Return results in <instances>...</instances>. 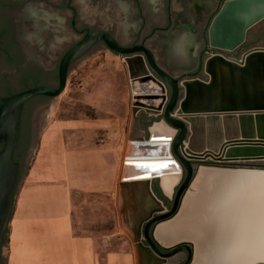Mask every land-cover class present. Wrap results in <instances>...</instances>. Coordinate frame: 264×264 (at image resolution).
I'll use <instances>...</instances> for the list:
<instances>
[{
	"label": "water",
	"instance_id": "95a60500",
	"mask_svg": "<svg viewBox=\"0 0 264 264\" xmlns=\"http://www.w3.org/2000/svg\"><path fill=\"white\" fill-rule=\"evenodd\" d=\"M263 21L264 0H0V264L41 126L34 121L30 140L31 115L63 91L72 62L95 43L123 62L132 110L146 119L125 166L176 169L121 176L125 195L131 183L144 182L147 190L133 240L139 246L142 227L154 257L148 264L178 250L190 264L191 242L164 247L153 230L178 213L199 167L264 170L255 165L264 161V48L253 47L238 64L218 55L202 59L244 47ZM155 122L171 135H151ZM171 174L178 178L165 196L160 181ZM153 185L171 201L168 210Z\"/></svg>",
	"mask_w": 264,
	"mask_h": 264
},
{
	"label": "crops",
	"instance_id": "0c3cea01",
	"mask_svg": "<svg viewBox=\"0 0 264 264\" xmlns=\"http://www.w3.org/2000/svg\"><path fill=\"white\" fill-rule=\"evenodd\" d=\"M263 32L264 21L253 27L245 49L264 48V41L262 44L258 42ZM104 82L101 80L99 83L102 86L99 87L98 100L91 106L94 133H84L81 141L106 142L107 145L63 147L59 154V177H52L51 180L43 178V181L39 180L40 172L43 169L50 170L45 166L50 151L41 153L38 167L21 189V211L13 220L6 264H101V253L106 255L103 257L106 260L104 264L122 261L118 257L121 253H117L114 248L94 244L101 237L99 226H94L99 222V214L98 211L90 209L89 213L85 209L87 197L91 201L94 198L103 199L116 189L120 171L116 161L117 144L121 135L126 136L123 133L116 134L117 128L123 125L119 124L122 115L117 105L121 102L124 109V96L117 99L110 83ZM141 87H145L144 84L136 86ZM138 116L133 118L135 124L139 123ZM141 117L144 118V115L141 114ZM124 126H128V123ZM141 126L137 129L142 130ZM105 127L109 132L96 133V129L100 132ZM60 137L63 141L68 135L63 132ZM76 193L83 197V202L72 201Z\"/></svg>",
	"mask_w": 264,
	"mask_h": 264
},
{
	"label": "rangeland",
	"instance_id": "374dc122",
	"mask_svg": "<svg viewBox=\"0 0 264 264\" xmlns=\"http://www.w3.org/2000/svg\"><path fill=\"white\" fill-rule=\"evenodd\" d=\"M263 41L264 32L258 39L260 44H262ZM123 74V62L120 58L110 54V52L97 45L94 49L85 53L84 56L72 63L67 74L68 80L63 91L59 95L50 98V102L45 109L39 110V115L36 116V118L39 117L40 119H36V122L37 124H41V126H39L40 129L37 136V142L35 143L36 149H34L30 161L28 167L29 170L21 174L17 187V194L15 195L11 211L12 216L9 220L6 240L4 241L1 253V258L4 262L3 264L7 263V257L9 255L8 241L11 239L10 234L12 232L13 220L21 211V189L29 180L33 171L38 167V161L42 158V156H40L42 155L41 153L45 152L44 154H47L46 151H50L49 157L45 160V166L50 168V170L48 169L46 171L45 169L40 168L44 171L40 172L41 179L39 180L43 181V178L50 179L52 177H59L58 173L61 171L59 154L61 149L82 147L85 144L88 146H99V144L107 145L106 142L88 143L81 141L84 133H94L92 130L93 123L91 122L94 118L91 106L95 105L98 100L97 96L99 94V87L102 86L99 84L101 83V80H105L104 83H110L111 88L116 92L115 96L116 98L118 97L117 99L124 96V109L121 107L120 101L117 105L118 109L121 111L119 112L118 110V112L122 115L119 124L123 125H120L117 128L116 134L123 133L126 134V136L121 135V140L117 144L116 161L120 171L118 172L116 189L111 191L108 196L105 195L107 197H104L103 199L94 198V200L91 201L92 199L87 197L85 203L87 206L85 209L88 210L89 213H91L89 211L90 209L98 211L99 214H95L98 215L99 222L98 224H94V226H99L98 231L101 237L98 240H95L94 244L98 246L100 245L101 247H111L114 248L117 253H121L118 257H120L122 261L117 262L116 264H139L140 259L136 250V244L133 240L134 236L131 234V231L132 226L133 228L136 227V223L144 217L143 213L146 212L143 210L145 206L144 200L142 194H139L137 190L138 183H131L133 187L130 185L128 188L129 192L127 191L126 195L124 194L125 189L120 187V183L124 181L121 179L124 172L126 173L124 174L125 176L132 175L134 177L138 175V167L129 166L127 168L124 164V158L132 152H136V148L131 144V141L140 139L141 130L138 129L140 124L143 127L145 126L146 119L145 116L142 118L140 115L138 116L139 123H134L133 118L135 119V113L133 112L131 105L133 100L130 94L129 83L127 84L129 80L127 81L128 77ZM125 123H128V126L125 127ZM77 124L78 126H76ZM63 132H65L68 137H64L65 139L62 141L60 136ZM107 132H109V130L106 127L100 132L96 129V133L104 134ZM188 192L189 194L197 193L193 188H190V191ZM72 201L74 203L76 201L83 202V197L81 195L77 196L76 193L73 195ZM144 253H146L145 248L143 249V257H145ZM100 256V258H102L100 262L101 264H104L106 260L103 257L106 255L101 253Z\"/></svg>",
	"mask_w": 264,
	"mask_h": 264
},
{
	"label": "bare ground",
	"instance_id": "6f19581e",
	"mask_svg": "<svg viewBox=\"0 0 264 264\" xmlns=\"http://www.w3.org/2000/svg\"><path fill=\"white\" fill-rule=\"evenodd\" d=\"M149 132L158 137L170 136L172 133L163 123L156 122L149 127ZM165 168L170 171L176 170L173 165ZM206 168L199 167L188 187V191L192 184L202 189L198 200L185 198L188 191L184 194L178 213L154 227L153 234L157 242L163 246L159 241L164 240L167 242L164 247H167L173 238L180 241L190 238L195 244L197 243L195 249L199 257L196 264L207 254L209 255L210 251L219 257L218 264H225L231 250L234 252V257L230 261L232 264L264 263V170ZM161 170L162 168L156 166H142L138 167V174L145 171L158 173ZM177 178L176 174L161 178L160 188L165 196L169 191L171 193V186ZM137 190L144 197L147 193L144 182L138 183ZM143 200L145 201L144 198ZM132 215L134 216L133 213ZM177 215L180 217H176ZM187 219L193 220L187 221ZM180 223L183 225L177 226ZM196 231L203 232L204 235ZM215 239L219 252L213 248ZM192 246L193 256L194 245ZM144 254V264L154 259L147 250ZM193 259L190 264L193 263Z\"/></svg>",
	"mask_w": 264,
	"mask_h": 264
},
{
	"label": "flooded vegetation",
	"instance_id": "af4514ba",
	"mask_svg": "<svg viewBox=\"0 0 264 264\" xmlns=\"http://www.w3.org/2000/svg\"><path fill=\"white\" fill-rule=\"evenodd\" d=\"M98 45V43H95L94 44V46L89 50V51H91L92 49H94L95 48V46H97ZM246 45V44H245ZM245 49V46L244 47H242V48H240L239 50H238V52L237 53H239V52H241L242 50H244ZM246 50V49H245ZM88 51V52H89ZM87 51L85 52V53H88ZM84 53V54H85ZM84 54L82 55V56H84ZM81 56V57H82ZM80 57V58H81ZM79 58V59H80ZM203 59H204V56H203ZM76 60H78V59H76ZM75 60V61H76ZM75 61H73L72 63H74ZM71 66H72V64H71ZM50 100V98H48L47 99V102L46 103H43V104H40V105H38L35 109H34V111H33V113H32V115H31V121H30V124H31V126H30V140H31V136H32V127L34 126V121L36 120V119H38L39 117H37L36 118V116H38L39 115V110H42V109H45L47 106H48V104H49V101ZM40 119V118H39ZM29 144H30V142H29ZM3 145V144H2ZM29 146V145H28ZM29 149V148H28ZM255 165H262V164H259V162H255ZM198 175V174H197ZM197 177V176H196ZM196 179V178H195ZM195 181V180H194ZM176 183V182H175ZM190 188H193V189H195L196 191H197V193L196 194H189V192L186 194V196H185V198H191V199H196V200H198V195H199V193H201V188H196L195 186H193V184H192V186L190 187ZM152 189L156 192V196L158 197V198H160L161 200H162V203H163V205H164V207H165V211L166 210H168L169 209V207H170V204H171V201L170 200H164V199H162L161 197H160V193H159V191H158V189H156V186L155 185H153L152 186ZM169 194H170V191L168 192V195L167 196H169ZM184 198V199H185ZM182 206H183V203H182ZM180 210H182V207H181V209ZM155 215V213L153 214V216ZM176 217H180V215H177ZM186 219V218H185ZM191 220H193V219H187V221H191ZM145 223V222H144ZM190 223H192V222H190ZM189 223V225H192V224H190ZM164 225V224H163ZM179 225H183V224H178L177 226H179ZM193 226V225H192ZM193 229V228H192ZM141 232H140V239H139V246H136V250H137V252H138V257H139V259H140V261L142 260V262H139L140 264H143V260H144V257H143V249L144 248H148L149 250H150V248H149V246H148V244L145 242V238H144V236H143V234H142V227H141ZM197 232V231H196ZM197 233H199V234H201V235H204V233L203 232H197ZM131 234H133V233H131ZM133 236H134V234H133ZM178 241H180L179 239H174L173 238V240H172V242L170 243V245H172V244H174V243H176V242H178ZM181 241H188V242H191L193 245H194V259H193V263L192 264H196V262L198 261L197 259H198V257L199 256H197V254H196V245H197V243L195 244V242L193 241V240H191L190 238L189 239H187V240H181ZM163 246H165V243H167L166 241H159ZM136 245H137V243H135ZM213 248H214V250H218L217 252H219V247H218V243H217V240L215 239L214 241H213ZM168 250V249H167ZM167 250H163L164 252H167ZM216 253H211V251H210V253H209V255L207 254L204 258H203V260H201V261H199L197 264H218V260H219V257H216V255H215ZM233 257H234V252L231 250L230 251V253L228 254V258H227V261H226V263L225 264H228L230 261H232V259H233ZM187 259H188V256H187V254H186V252L184 251V250H178V251H176V252H174L170 257H167V259H160L159 258V261L156 263V264H184L186 261H187ZM220 261V260H219ZM145 264H148V263H145ZM188 264V263H187ZM229 264H232V262H230Z\"/></svg>",
	"mask_w": 264,
	"mask_h": 264
},
{
	"label": "built area",
	"instance_id": "2783aa9c",
	"mask_svg": "<svg viewBox=\"0 0 264 264\" xmlns=\"http://www.w3.org/2000/svg\"><path fill=\"white\" fill-rule=\"evenodd\" d=\"M253 49V48H250ZM250 49H244L241 52L237 53L238 50L236 51H230V52H224V51H219V50H215V53H208L204 55V59H202V62L204 63L208 58L214 56V55H218L221 56L223 58V60L225 61H229V62H235V63H240L243 61V59L246 57L247 53L249 52Z\"/></svg>",
	"mask_w": 264,
	"mask_h": 264
},
{
	"label": "trees",
	"instance_id": "16d2710c",
	"mask_svg": "<svg viewBox=\"0 0 264 264\" xmlns=\"http://www.w3.org/2000/svg\"><path fill=\"white\" fill-rule=\"evenodd\" d=\"M3 145L2 144H0V152L3 150ZM27 152V151H26ZM26 156V155H25ZM259 162V164H262V166H264V161H258ZM24 165V164H23Z\"/></svg>",
	"mask_w": 264,
	"mask_h": 264
},
{
	"label": "snow or ice",
	"instance_id": "6c2138e0",
	"mask_svg": "<svg viewBox=\"0 0 264 264\" xmlns=\"http://www.w3.org/2000/svg\"><path fill=\"white\" fill-rule=\"evenodd\" d=\"M144 167H148V165H144ZM160 167L164 168V167H168L167 164H161Z\"/></svg>",
	"mask_w": 264,
	"mask_h": 264
}]
</instances>
